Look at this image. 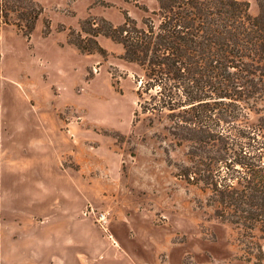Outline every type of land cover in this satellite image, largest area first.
Here are the masks:
<instances>
[{
  "label": "rangeland",
  "instance_id": "374dc122",
  "mask_svg": "<svg viewBox=\"0 0 264 264\" xmlns=\"http://www.w3.org/2000/svg\"><path fill=\"white\" fill-rule=\"evenodd\" d=\"M33 1L41 12L29 34L0 28V84L12 124L5 141L27 154L18 183L40 188L20 190L12 180L18 189L2 192L0 262L13 261L10 247H46L30 227L49 216L50 232L80 250L75 264H256L246 230L218 215L212 191L183 170L194 161L190 142L177 136V115L143 110L150 97L138 93L142 69L123 58L120 42L92 34L101 18L115 26L125 15L140 25L155 18L158 0ZM245 1L256 14L258 0ZM92 37L101 49L74 43L91 48Z\"/></svg>",
  "mask_w": 264,
  "mask_h": 264
},
{
  "label": "trees",
  "instance_id": "16d2710c",
  "mask_svg": "<svg viewBox=\"0 0 264 264\" xmlns=\"http://www.w3.org/2000/svg\"><path fill=\"white\" fill-rule=\"evenodd\" d=\"M258 6L252 14L245 0H158L155 18L140 25L125 15L117 26L101 18L92 34L120 42L123 58L142 69L143 110L177 115L194 161L183 170L212 191L218 215L246 230L264 264L262 243L251 240L255 232L264 240V0ZM40 12L33 0H0V28L29 34ZM92 42L74 41L101 49Z\"/></svg>",
  "mask_w": 264,
  "mask_h": 264
},
{
  "label": "crops",
  "instance_id": "0c3cea01",
  "mask_svg": "<svg viewBox=\"0 0 264 264\" xmlns=\"http://www.w3.org/2000/svg\"><path fill=\"white\" fill-rule=\"evenodd\" d=\"M4 89L0 84V208L2 207V192L17 190L18 188H12L13 180L15 185H23L20 190L25 191H34L39 190L40 187L37 185L35 188L33 185H28L26 182L18 180L20 177L26 178L25 165H19L20 161H27L26 151H12V145L5 141V138L11 132L9 129L12 128L11 122L4 119L5 109H3V96ZM16 153H20L18 156ZM21 168V170H19ZM52 219L48 216L42 220H33L31 222V230L33 233V242H38L42 240L46 242V247L39 249L38 246L33 244V247L26 248V250L21 252L18 248L10 247L9 253L13 257V261L10 264H23L22 259L19 257L22 254H25V257L29 260V257H32V260L26 262L25 264H75V258L80 257V250L76 252L74 247L66 248V242L63 238L61 240L60 231L50 232V225ZM17 223L16 227L19 229ZM22 228V227H20ZM19 231V230H17ZM1 230H0V241H1ZM21 238L20 233H16V236H11L12 242H18ZM75 237L73 241H75ZM75 246V242L73 244ZM2 253V248L0 249V255ZM68 257V259H67ZM80 259V258H79ZM12 260V259H11ZM2 264V262H0Z\"/></svg>",
  "mask_w": 264,
  "mask_h": 264
},
{
  "label": "built area",
  "instance_id": "2783aa9c",
  "mask_svg": "<svg viewBox=\"0 0 264 264\" xmlns=\"http://www.w3.org/2000/svg\"><path fill=\"white\" fill-rule=\"evenodd\" d=\"M97 219H98V222L100 223V226L102 228H105L107 223H108V217H107L106 213H104V212L98 213Z\"/></svg>",
  "mask_w": 264,
  "mask_h": 264
}]
</instances>
